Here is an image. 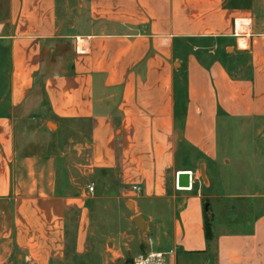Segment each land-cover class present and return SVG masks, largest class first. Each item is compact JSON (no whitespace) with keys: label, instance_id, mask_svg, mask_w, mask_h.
Instances as JSON below:
<instances>
[{"label":"crops","instance_id":"1","mask_svg":"<svg viewBox=\"0 0 264 264\" xmlns=\"http://www.w3.org/2000/svg\"><path fill=\"white\" fill-rule=\"evenodd\" d=\"M239 2L3 1L0 264L87 253L90 205L154 239L102 264H264V18Z\"/></svg>","mask_w":264,"mask_h":264},{"label":"rangeland","instance_id":"2","mask_svg":"<svg viewBox=\"0 0 264 264\" xmlns=\"http://www.w3.org/2000/svg\"><path fill=\"white\" fill-rule=\"evenodd\" d=\"M3 1L4 0H0L1 8ZM239 1L241 3L250 2L252 5V12H255L256 18H264V0ZM48 127L51 128L50 125H48ZM36 140H38V138H36ZM39 142L42 143V139H40ZM92 187L94 189L95 185ZM93 194H95V191ZM100 195L103 196L104 193L101 192ZM130 204L131 202H128V205L126 206L128 209L131 208ZM89 208L92 215L86 236L87 253L82 254L81 256H72L70 253L66 254L64 259L65 264H102L110 250H113L116 246L121 247L125 245L126 247H129L128 249H130V252H127L126 257H130L132 251H139L143 245H146V248H148V246L152 248L154 239L150 233L144 234V230L140 231L138 234L135 232L129 233L124 231L125 233H123L122 236L119 235L124 228L121 226L122 222L119 218V214H116L113 206L106 208V219L104 222L100 211L96 207L90 205ZM144 235L148 236V242H146V237Z\"/></svg>","mask_w":264,"mask_h":264},{"label":"water","instance_id":"3","mask_svg":"<svg viewBox=\"0 0 264 264\" xmlns=\"http://www.w3.org/2000/svg\"><path fill=\"white\" fill-rule=\"evenodd\" d=\"M176 187L188 188L189 187V174L186 172H179L176 179ZM128 205V203H127ZM204 209H206V205H204ZM132 223L136 228L137 232L144 230V224L142 223L140 217L135 216L132 219Z\"/></svg>","mask_w":264,"mask_h":264},{"label":"built area","instance_id":"4","mask_svg":"<svg viewBox=\"0 0 264 264\" xmlns=\"http://www.w3.org/2000/svg\"><path fill=\"white\" fill-rule=\"evenodd\" d=\"M190 179V178H189ZM93 187L88 186L87 191L92 192ZM131 191L134 193L138 194L140 193V187L138 186H132ZM149 241V238H146V242ZM145 244V243H144ZM161 262V259L159 256H153L152 254H145V255H137L135 258L132 259L133 264H145V263H150V262Z\"/></svg>","mask_w":264,"mask_h":264},{"label":"trees","instance_id":"5","mask_svg":"<svg viewBox=\"0 0 264 264\" xmlns=\"http://www.w3.org/2000/svg\"><path fill=\"white\" fill-rule=\"evenodd\" d=\"M202 223H203V233H204V238L208 239L210 236V218L206 215L205 212H203L202 215ZM129 261L126 259L123 261V264H128Z\"/></svg>","mask_w":264,"mask_h":264},{"label":"bare ground","instance_id":"6","mask_svg":"<svg viewBox=\"0 0 264 264\" xmlns=\"http://www.w3.org/2000/svg\"><path fill=\"white\" fill-rule=\"evenodd\" d=\"M131 205V204H130ZM132 206V205H131Z\"/></svg>","mask_w":264,"mask_h":264}]
</instances>
